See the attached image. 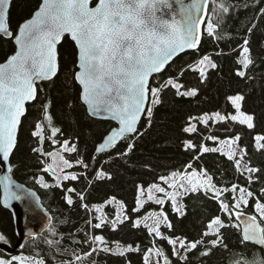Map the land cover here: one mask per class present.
<instances>
[{
    "label": "snow or ice",
    "instance_id": "1",
    "mask_svg": "<svg viewBox=\"0 0 264 264\" xmlns=\"http://www.w3.org/2000/svg\"><path fill=\"white\" fill-rule=\"evenodd\" d=\"M177 8L173 10L172 0H97L94 7L90 6V0H41L30 18L20 22L14 32L11 27V3L12 0H0V43L11 42L14 44V52L9 55L5 62L0 63V162L7 166L5 174L0 175V206L8 209L14 202L23 204L26 208L35 205L47 217L45 231L47 238L41 240L55 255L61 257L59 264H99L95 258L100 254L123 257L127 259L129 253H139V247L132 245L122 246L119 243L115 247L102 236L94 234V231L111 224L115 230L117 224H122L129 219L125 214L123 220L110 221L102 211L100 205H90L87 202L89 190L96 181L111 180L110 172L104 170V164L110 161L125 159L130 156L136 147V141L150 128L153 120L154 107L161 103V93L172 88L180 97H195L198 90L193 88L182 91L184 85L179 82L185 71H198L200 81L204 82L206 73L203 67L216 69L217 64L208 55L195 62V66L189 65L188 69L180 68L176 77L169 76L167 80L160 83L158 87L151 84L154 74H160L166 66L173 61L174 57L186 50L199 51L203 30L201 22L205 20V8L211 5V15L207 17L206 34L214 37L217 41L221 39L219 32L226 15L233 11L239 12L241 8H256L261 0H174ZM165 10L170 18H165ZM264 20V7L258 8L255 13V21L251 22L244 30L241 61L244 69L254 66L255 61L251 56V36L257 30L259 21ZM66 34L74 42L76 49L75 68L73 73L75 85H79L77 99L87 107L90 117L101 120L115 121L118 126L110 128L102 136L101 142L95 147V154L90 163L80 155L78 142H72L65 138L61 142L57 139L62 130L53 125V119L49 114L50 103L42 104L43 121L47 122L50 134L42 123H36L31 135L37 141V145L31 148V153L36 157L40 167L38 174L33 175L31 180L40 189L49 191L59 189L64 202L71 208L79 202V207L91 218L84 223L93 231L89 233L83 228L72 232L69 230L67 239L76 247L63 248L62 241L65 239L53 223V216L45 209L37 192L26 188L23 184L14 182L12 174L14 165L11 157L18 147V130L22 124V117L26 112V102L38 99L39 92L43 89L37 88V82L53 81L58 73V50L57 45L61 43ZM235 51V49H234ZM218 52L217 55H222ZM236 75L251 79L245 71H237ZM236 111L240 113V104L245 99L243 95H235L229 98ZM68 108L74 107L69 103ZM147 120L144 131L139 128L142 118ZM237 121L246 125L248 129L254 127V116L240 113L225 116L219 112L211 115L190 117L183 132L194 134L198 132L197 123L205 127L209 121ZM205 140L216 141L214 135L204 137ZM239 135L234 138L221 141V143L232 144L239 141ZM256 148L264 149V135L255 136ZM55 148V151H45V141ZM126 142V147L114 151L120 143ZM185 151L197 149V145L191 140L184 143ZM216 147H207L201 143L200 153H216ZM237 152L241 159H237ZM76 154L77 158L69 160L65 154ZM106 154L108 159L103 161L99 168L95 167L99 154ZM227 155L229 161H233L240 174H248L246 179L251 185L255 178H259L260 169L249 166L242 158L246 155L245 150L239 148L238 144L232 148ZM194 158L199 159V156ZM77 167L83 171H69ZM187 169H191L189 173ZM89 171L94 172L89 178ZM51 177V182L46 178ZM83 177L87 182L86 188L78 191L76 187L67 186V182H79ZM182 177L179 183H169V180ZM160 180L168 184L169 192L165 187L152 183L148 189V200L163 206L165 198L171 200L173 211L180 216L185 215V205L181 203L185 195L203 192L209 199L219 204V211L227 216L228 223L220 215L215 216L207 223L199 239L187 240L181 235H165L161 227H166L170 233L175 232V225L169 220L163 211V207L152 224L144 223L150 237L148 252L155 249L157 257L156 264H172L166 252L156 246V238H160L171 246L172 255L179 264H189V254L198 253L200 264H204V258L212 255L213 249L222 247L228 249L224 242L222 229L234 228L241 231V244H252L264 249V203L256 200L255 209L257 215H247L244 208L249 205V200L254 193L236 183L231 187H220L214 182V177L208 174L206 169L199 171L191 163L186 165L184 172H172L171 177L161 176ZM163 194L153 196L152 192ZM138 196L137 207L133 211H139L142 207L139 196L143 194L142 185H137ZM237 191L239 195H237ZM211 193V195H209ZM231 193L230 203L225 194ZM264 196V188L260 189ZM222 197H225L222 199ZM114 199V198H111ZM111 199L107 203H111ZM123 206V205H122ZM93 211L97 213L92 216ZM151 215V214H150ZM233 216L236 220L233 221ZM162 217V219L160 218ZM148 217H145V221ZM93 220L97 221L93 223ZM66 223V221H60ZM142 221L136 220L132 223L133 228L139 229ZM79 232H83L82 238H77ZM33 241L36 237L28 233ZM10 241L4 234H0V244L7 245ZM68 257V258H63ZM145 264L149 257L144 255ZM0 264H47L46 259L37 252L35 255H12L10 258L0 257ZM130 264V261H129ZM243 264H250L247 257ZM251 264H264L259 260L251 261Z\"/></svg>",
    "mask_w": 264,
    "mask_h": 264
},
{
    "label": "trees",
    "instance_id": "2",
    "mask_svg": "<svg viewBox=\"0 0 264 264\" xmlns=\"http://www.w3.org/2000/svg\"><path fill=\"white\" fill-rule=\"evenodd\" d=\"M39 3L40 0H12L10 11L11 27L14 32L20 22L30 18ZM260 7H264V0H261L256 8H241L238 13L233 11L232 14L226 15L220 29L217 30L221 36L219 41L214 37L207 36L206 21L199 51L179 56L161 74L152 78V86L158 87L169 76L176 77L180 68L188 69L189 65L195 66V62L203 55H208L217 64L216 69H211L206 65L200 66L206 73L204 82L200 81L198 71H185L179 80L184 85L181 90L195 88L198 90V94L195 97H180L175 89L170 87L165 89L161 93V103L154 107L151 127L147 128L145 134L136 141V147L130 156L104 164V170L110 172L113 178L96 181L89 190L87 202L90 205H104L109 199L114 198L113 200L122 203L124 213L128 215L129 219L122 224H117L115 230L111 224H108L95 230L94 234L102 235L113 247L117 243L122 246L132 245L139 247L140 252L127 254V259L100 254L95 257L99 264H129V261L130 264H144V254L151 246L150 237L143 224L139 229L133 228L131 225L150 212H159L162 207L169 220L175 225V232L170 233L166 227H162L161 231L165 235H181L189 241L199 239L207 223L217 215H220L225 223H228L227 216L219 211V204L205 196L202 191L185 195L182 200L185 205L184 216L175 213L168 200L163 206L156 204L153 200H148L146 189H149L152 183L165 185L160 180L161 176L170 177L172 172H184L189 163L198 171L202 168L206 169L208 174L213 175L214 182L220 187H231L232 183H236L240 187L251 190L254 197L249 200V205L244 208V212L247 215H257L254 211L256 200L259 199L264 203V196L260 194V189L264 188V149L258 150L254 139L257 135H264V20L259 21L257 30L251 36V56L255 64L247 70L241 63L243 57L239 45L242 44L246 27L250 26L251 22H256L255 13ZM210 8L211 5L207 9V17L211 15ZM13 52L14 44L11 42L0 43V63L4 62ZM218 52L223 54L217 55ZM75 60L73 44L67 38L63 39L58 47V73L53 81L37 85V88L43 89V91L39 92L38 99L27 107L18 131V147L11 157V163L14 165L12 178L37 192L45 209L48 210L49 215L53 216L54 226L65 237L62 241L63 248L76 247L67 239L69 230L77 232L78 229L83 228L92 233L93 230L84 223L91 216L79 207V202L70 208L64 202L59 189L45 191L31 180L33 175L38 174L37 169L40 167L36 162V157L31 153V148L37 145V141L31 135L35 124L42 123L46 133L50 134L47 122L43 121L42 104L50 103L49 114L53 119V125L62 130V135L58 134L57 139L62 142L63 139L68 138L72 142H78L80 155L90 163V167L96 144L100 142L103 134L114 127L111 122L90 118L83 104L78 101L79 88L77 85L73 87L74 80L72 78L75 71ZM237 71H245L251 79L237 76ZM238 94L245 97L240 102V110L254 116L252 129L228 119L216 122L210 120L208 127L199 124L198 121H193L197 123L198 132L194 134L183 132L190 117L203 116L206 113L211 115L216 112L230 117L234 113V108L229 98ZM69 103L74 104V107L68 108ZM146 125L145 117L139 124L140 130L144 131ZM208 135H214L218 139L216 141L205 140L204 137ZM237 135L240 137L238 142L245 150L244 158L249 166L261 170L259 178H255L251 185H249L245 174H240L233 161H229L224 155L217 152L203 154L199 152L201 143L211 148L218 140L234 138ZM188 140L195 143L197 149L185 151L183 145ZM124 147H126V142L120 143L114 151ZM43 148L45 151H54L59 148V145L54 148L46 140ZM67 156L69 160L73 161L77 158L76 154ZM195 156H199V159L194 158ZM107 159L106 154L99 155L95 167L99 168ZM71 170L83 171L77 167ZM190 170L187 169V171ZM93 175L94 172L89 171L90 179ZM45 176L51 182V177L47 174ZM86 185L87 182L83 177L79 182L66 183V187L73 186L78 191L84 190ZM137 185L143 186L144 192L141 197L144 202L139 211L134 212L133 209L137 207ZM152 194L161 196L155 192ZM225 196L231 203L232 194L227 193ZM224 198L222 197V199ZM103 212L110 221L115 216V209L110 205H106ZM96 214L93 211L92 216ZM232 219L235 222V216ZM62 220L66 223H60ZM96 222L93 220V223ZM260 222L264 223V221ZM221 231L228 249L224 250L222 247L213 249L212 255L204 258V264H243L245 256L250 264L253 260L264 262V249L250 243L242 245L240 230L229 227ZM0 234L6 236L10 241L9 244L13 245L16 242L12 217L1 206ZM83 235V232H79L77 238H82ZM35 237V241L30 237L14 255H35L39 252L41 257L46 259L47 264H59L61 257L55 255L52 250L41 243L42 239L47 238L46 231L44 230ZM155 243L157 247L166 252L172 264H179V261L172 255L171 246L166 241L156 238ZM0 257L10 258L2 252H0ZM189 257V264H200L198 253H191Z\"/></svg>",
    "mask_w": 264,
    "mask_h": 264
},
{
    "label": "water",
    "instance_id": "3",
    "mask_svg": "<svg viewBox=\"0 0 264 264\" xmlns=\"http://www.w3.org/2000/svg\"><path fill=\"white\" fill-rule=\"evenodd\" d=\"M40 2H41V0H40ZM96 2H97V0H90V6L94 7ZM190 2H191V0H184V3H190ZM172 3H173V10H175L177 8V5L175 4L174 0H172ZM207 9H208V7L205 8V13H204L205 20H203L201 22L202 30L204 29V26H205L206 20H207ZM165 18H170V15L167 13V10H165ZM65 38H67L73 44V46L75 48L74 42L71 41L70 37L67 34L64 37V39ZM59 45H57V50H58ZM14 48H15V46H14ZM188 52H193V51L192 50H186L185 52L180 53L178 56L174 57L173 60H175L179 56H181V55H183L185 53H188ZM75 55H76V49H75ZM170 63H172V61ZM58 68H59V65H58ZM76 70H78V69L75 68V71ZM157 75H159V74H154L153 77H155ZM152 78H151V80H152ZM44 82H47V81L37 82V85H39L41 83H44ZM77 86L79 88V85H77ZM33 102L34 101L26 102V105H25L26 111H27V107L29 105H31ZM83 106L85 107V110H86V113H87V107L85 105H83ZM25 114H26V112H25ZM90 118L95 119V120H100V121H108V122L113 123L114 127L118 126L116 124V122L112 121V120H101V119L94 118V117H90ZM142 119H141V121H142ZM101 140H100V142H101ZM96 146H97V144H96ZM94 154H95V148H94L93 155ZM102 154H99V155H102ZM6 171H7V166L3 165L2 162H0V175L5 174ZM14 182L19 183L16 180H14ZM19 184H21V183H19ZM26 188H28V187H26ZM29 189H31V188H29ZM5 210H7L10 213L11 217H12V222H13V227H14V234L16 236V242L13 245H11V244H7V245L0 244V252L4 253L7 256H12V255H14L16 252H18L20 250L21 246L27 240L30 239V236L28 235V233L31 232L35 236V235H38V234L42 233L45 230V225L47 224V217L44 215V213L39 208H36L34 204L31 205L30 207L26 208L23 204L18 203V202H14L12 207H10L8 209H5ZM240 233H241V231H240ZM248 243L252 244L251 242H248ZM252 245H254V244H252ZM254 246H256V245H254ZM256 247L260 248L259 246H256Z\"/></svg>",
    "mask_w": 264,
    "mask_h": 264
},
{
    "label": "rangeland",
    "instance_id": "4",
    "mask_svg": "<svg viewBox=\"0 0 264 264\" xmlns=\"http://www.w3.org/2000/svg\"><path fill=\"white\" fill-rule=\"evenodd\" d=\"M230 103H231V101H230ZM238 103L240 104V102H238ZM231 104H232V103H231ZM232 107L234 108V113H233L232 115H236V116L238 117V119H239V118H240V113H243V112L240 110V113H238V112L236 111V108L233 106V104H232ZM243 114H245V113H243ZM232 115H231V116H232ZM235 122H238V120L235 121ZM244 126H246V125H244ZM246 127H247V126H246ZM225 140H227V139H225ZM221 141H224V140H218L217 143H216L213 147H216V148L218 149L217 153L222 154V155H224L225 157H227V155H225L224 153H228L229 151H231V149L234 148V147H236L237 144H238L239 148L243 149V148L239 145V142H237V141H233L232 144L221 143ZM255 144H256V141H255ZM57 149H58V148H57ZM57 149H56V150H57ZM54 151H55V150H54ZM65 155H66V157L68 158V156H67L68 154L66 153ZM236 158H237V159H241V157L239 156V152H237V156H236ZM243 161H245V158H244V157L242 158V163H243ZM235 167H236V165H235ZM236 169H237V168H236ZM69 171H72V170L70 169ZM188 172L190 173L191 170L188 171ZM244 174H245V176L247 177L248 174H247L246 172H245ZM170 177H171V176H170ZM180 179H182V177L172 178V179L169 180V183H177V184H178L179 181H180ZM254 179H255V174H254ZM158 185H160V186H162V187H165L169 192L173 191V189H171V188H167V187H168V184H167V183H165V185H163V184H158ZM146 191H148V189H146ZM153 192H155V190H153ZM155 193H156V192H155ZM159 194H160L161 196L163 195V194H161V193H159ZM237 195H239V192L237 193ZM139 198H140L141 204H143L144 200L142 199L141 195L139 196ZM165 200H168V199L165 198ZM168 201L170 202V204H171V206H172V202H171V200H168ZM181 203H182V201H181ZM106 205H110L111 207H113V208L115 209V216L112 217L111 221H112V220H117V219H119V220H123L125 213H124V207L122 206V203H121V202L111 199V203H105L104 205H100V206H102V211H103V209H104V207H105ZM172 209H173V206H172ZM160 211H161V210H160ZM160 211H159V212H160ZM254 211H255L256 214L258 215V213H257V211H256V209H255V205H254ZM159 212H156V213H151V212H150V213L146 214L142 219H137V220H141V221H142L141 224H143V225H144L145 222L148 223V224H152V223H153V220L158 216ZM164 212H165V211H164ZM150 214H151V215H150ZM165 214H166V213H165ZM177 214H178V213H177ZM178 215H179V214H178ZM145 217H148V219H147L146 221H145ZM160 218L162 219V217H160ZM162 227H163V226H162ZM162 227H161V228H162ZM144 255H147V256L149 257L148 264H156L157 257H156L155 249H154V248H153V251H151V252L146 251ZM143 263L145 264L144 259H143ZM160 264H163V259H162V258H160Z\"/></svg>",
    "mask_w": 264,
    "mask_h": 264
},
{
    "label": "bare ground",
    "instance_id": "5",
    "mask_svg": "<svg viewBox=\"0 0 264 264\" xmlns=\"http://www.w3.org/2000/svg\"><path fill=\"white\" fill-rule=\"evenodd\" d=\"M173 61H174V60H173ZM173 61H172V62H173Z\"/></svg>",
    "mask_w": 264,
    "mask_h": 264
}]
</instances>
